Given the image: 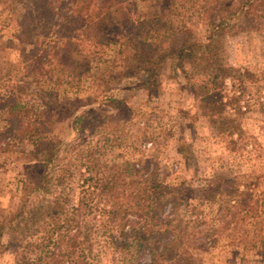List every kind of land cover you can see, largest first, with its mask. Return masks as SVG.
Returning <instances> with one entry per match:
<instances>
[{
  "label": "trees",
  "instance_id": "1",
  "mask_svg": "<svg viewBox=\"0 0 264 264\" xmlns=\"http://www.w3.org/2000/svg\"><path fill=\"white\" fill-rule=\"evenodd\" d=\"M198 1L211 24L206 41L158 33L155 19L162 13L137 23L126 8L129 0H103L104 13L97 17L100 3L93 6V0L30 1L31 31L61 25L59 13L67 19L77 14L79 56L69 45L57 58L50 43L33 45L27 88L19 82L21 63L0 52V81L12 84L16 96L0 103V121L7 124L0 129V153L24 162L20 208L0 217V251L14 249L15 264H203L202 254L227 233L264 259V138L244 126L250 114L264 113V69L235 67L223 57L226 36L264 31V0ZM93 31L114 42L123 62L142 74L140 86L125 90L154 92L163 67L175 61L192 81L204 116L229 139L235 161L225 177L204 183L197 200L153 182L148 166L110 165L96 148V136H108L120 124L127 100L109 95L126 77L115 75L108 62L105 71L95 72L80 47V38ZM77 74L79 86L83 77L97 78L104 109L92 108L91 100V108L81 111L82 100L62 102L58 87L48 90ZM62 124L75 133L72 140L56 132Z\"/></svg>",
  "mask_w": 264,
  "mask_h": 264
},
{
  "label": "rangeland",
  "instance_id": "2",
  "mask_svg": "<svg viewBox=\"0 0 264 264\" xmlns=\"http://www.w3.org/2000/svg\"><path fill=\"white\" fill-rule=\"evenodd\" d=\"M1 1L4 3H0V52L4 59L12 55L21 63L23 68L19 77L24 80L21 79L20 84L31 77L29 72L35 64L33 45L50 43L55 47L51 53L54 58L65 57L64 50L69 45L75 49L74 57L79 56V22L74 20L77 14L72 12L73 18L67 19L66 13H59L61 20L57 17V21L61 25L31 31V19L28 17L31 0H23L24 3L21 0ZM98 3L99 8L94 12L96 17L104 13L103 0H93V6ZM126 8L137 23H145L147 18L143 17L162 13L161 17L155 19L158 33H168L175 38L187 35L206 41L211 27L209 22L203 20L202 4L198 0H129ZM70 39L75 44H71ZM80 39L84 55L95 63V72L105 71L108 62L113 66L111 70L115 75L123 74L126 77L117 84L120 90L113 88L114 91L109 93L116 99L127 100L120 124L108 136H96L94 139L96 148L104 155V161L110 165L130 162L148 166L146 174L149 173L153 182H165L174 188H181L192 201L197 200L206 181L216 175L221 178L227 175L236 158L228 148L229 139L223 135L214 119L204 116L202 102L195 95L192 81L175 61L170 60L163 67L159 87L154 92L142 89L128 91L124 88L135 83L141 85L137 78L142 74L131 64L123 62V56L115 48V43L103 42V39L97 38L95 31ZM223 50L227 64L255 71L264 69V31L226 36ZM187 69L190 74V67L187 66ZM74 78L79 79V74L71 77L72 81L65 80L59 85L51 83L48 90L58 87L55 91H58L62 102L82 100L85 108L81 111L91 108L87 106L91 100H96L92 108L104 109L106 102L98 92L97 78L83 77L80 86ZM11 85L0 81V103L15 99ZM25 85L31 88L28 83ZM259 98L264 101V88ZM6 125L5 121H0V129ZM244 126L249 134L263 139L264 113L250 114ZM65 128L66 125H59L56 132L72 140L75 133ZM106 137H109L108 141ZM22 147L32 149L29 144H23ZM23 167L24 162L18 161L17 156L0 153V217H8L20 208ZM250 167L247 163L245 171ZM211 211L207 209L206 213ZM15 257L12 248L0 251V264H15ZM202 259L203 264H264L258 250L248 249L229 233L218 245L203 253Z\"/></svg>",
  "mask_w": 264,
  "mask_h": 264
}]
</instances>
